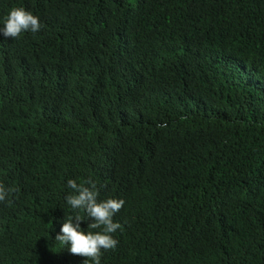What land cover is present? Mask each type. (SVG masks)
I'll list each match as a JSON object with an SVG mask.
<instances>
[{"label":"trees","instance_id":"16d2710c","mask_svg":"<svg viewBox=\"0 0 264 264\" xmlns=\"http://www.w3.org/2000/svg\"><path fill=\"white\" fill-rule=\"evenodd\" d=\"M13 8L42 28L0 34V264H84L68 179L125 201L101 264H264V0Z\"/></svg>","mask_w":264,"mask_h":264},{"label":"clouds","instance_id":"9594fccd","mask_svg":"<svg viewBox=\"0 0 264 264\" xmlns=\"http://www.w3.org/2000/svg\"><path fill=\"white\" fill-rule=\"evenodd\" d=\"M41 28L39 17L24 8H13L5 18L0 34L5 38L17 39L24 32H37ZM86 184L89 186H85ZM67 187L71 192L65 200L75 215L65 220L55 239L61 245H70L71 254L86 258L84 264H89V261L101 264L103 252L115 250L119 243L113 234L121 229L122 225L114 221V216L122 209L125 201L112 198L98 200L99 193L91 179L81 184L74 179H68ZM13 191L15 189L6 188L0 183V202H4ZM80 210L84 211L85 217L79 214ZM89 218L92 222L88 224L85 232L81 228V222Z\"/></svg>","mask_w":264,"mask_h":264},{"label":"bare ground","instance_id":"6f19581e","mask_svg":"<svg viewBox=\"0 0 264 264\" xmlns=\"http://www.w3.org/2000/svg\"><path fill=\"white\" fill-rule=\"evenodd\" d=\"M171 26V25H170Z\"/></svg>","mask_w":264,"mask_h":264}]
</instances>
